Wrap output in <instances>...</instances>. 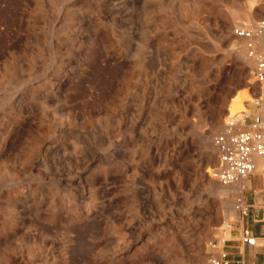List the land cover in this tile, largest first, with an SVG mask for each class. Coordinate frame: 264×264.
<instances>
[{
  "label": "rangeland",
  "instance_id": "rangeland-1",
  "mask_svg": "<svg viewBox=\"0 0 264 264\" xmlns=\"http://www.w3.org/2000/svg\"><path fill=\"white\" fill-rule=\"evenodd\" d=\"M245 12L264 0H0V264H212L239 209L213 138L263 97Z\"/></svg>",
  "mask_w": 264,
  "mask_h": 264
},
{
  "label": "built area",
  "instance_id": "built-area-1",
  "mask_svg": "<svg viewBox=\"0 0 264 264\" xmlns=\"http://www.w3.org/2000/svg\"><path fill=\"white\" fill-rule=\"evenodd\" d=\"M233 33L243 41L247 57L254 62L255 79L264 93V18L238 24ZM253 103L260 110L253 114L246 129L228 130L213 138L218 152L215 175L222 185L234 184L246 178L256 168L255 158L264 157V96L255 97ZM261 231L264 238V224ZM240 240L248 245L257 243V237L248 228L242 229ZM221 243L211 242L212 264H229L227 252L221 249Z\"/></svg>",
  "mask_w": 264,
  "mask_h": 264
},
{
  "label": "crops",
  "instance_id": "crops-1",
  "mask_svg": "<svg viewBox=\"0 0 264 264\" xmlns=\"http://www.w3.org/2000/svg\"><path fill=\"white\" fill-rule=\"evenodd\" d=\"M263 158L257 157L255 170L235 183L239 209L229 225L227 236L221 240V249L227 252L229 264H264V238L261 235L264 224ZM243 228H248L257 237L255 245L240 240Z\"/></svg>",
  "mask_w": 264,
  "mask_h": 264
},
{
  "label": "bare ground",
  "instance_id": "bare-ground-1",
  "mask_svg": "<svg viewBox=\"0 0 264 264\" xmlns=\"http://www.w3.org/2000/svg\"><path fill=\"white\" fill-rule=\"evenodd\" d=\"M252 2L253 1H249L248 4L251 5ZM243 18L248 20L250 18V16L246 12L242 13V14L233 13L231 15V20L235 23H238V24L241 21L240 19H243ZM238 20H240V21L238 22ZM229 23H230V21H229ZM232 46H233L232 50H233L234 56L241 59V60H245L246 55H245V51H244L242 43L240 41H234V42H232ZM263 96H264V93H263ZM247 97L252 102L255 100L253 96L247 95L246 92H244V91H241L232 97V99L230 100V102L228 104V111H227V115H226L227 119L228 118H235L236 121L240 122V124H243V122H244L243 116L246 115L249 111L248 107H246L244 105V99ZM225 123L228 124V122H226V121H225ZM256 160H257V157L255 158V161ZM210 184L216 189V192L220 195H226V194H228L229 191H236V189H237L236 185H232L231 187L229 186L230 188H228L226 185H223V186L216 185L212 182V179H210ZM227 216H228V218H231L234 216V211L231 207L228 208Z\"/></svg>",
  "mask_w": 264,
  "mask_h": 264
}]
</instances>
